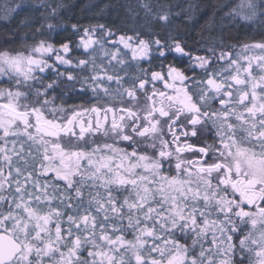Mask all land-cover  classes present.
<instances>
[{"label": "snow or ice", "instance_id": "obj_1", "mask_svg": "<svg viewBox=\"0 0 264 264\" xmlns=\"http://www.w3.org/2000/svg\"><path fill=\"white\" fill-rule=\"evenodd\" d=\"M138 7L0 2V264H264V0Z\"/></svg>", "mask_w": 264, "mask_h": 264}, {"label": "trees", "instance_id": "obj_2", "mask_svg": "<svg viewBox=\"0 0 264 264\" xmlns=\"http://www.w3.org/2000/svg\"><path fill=\"white\" fill-rule=\"evenodd\" d=\"M0 2H2V0H0ZM25 2H28V0H25ZM114 2V0H113ZM121 2L125 3L126 5H128L131 8H135L140 16H144V10L142 8L138 7V4L140 3H151V4H156L157 0H121ZM171 2L173 3H183L184 0H171ZM192 3H203L206 4L208 2V0H191ZM212 3H222V2H227V0H211ZM67 3L69 5L75 6V5H82V4H88V3H99L101 4V7H103L104 5L109 3V0H67ZM93 11H98V10H93ZM121 14H124V12L126 11L125 9H121ZM201 11H204V8H201ZM80 15V7H73L72 11L68 13V15ZM98 19H100L101 22H105V21H117V14L114 11H111L107 8H105L104 10V14L103 16H97ZM195 20H198L200 24H203V19L201 18L200 14H196ZM0 23H3L2 21H0ZM192 23V22H189ZM196 31H198V27H196ZM192 34H195V32H193Z\"/></svg>", "mask_w": 264, "mask_h": 264}]
</instances>
